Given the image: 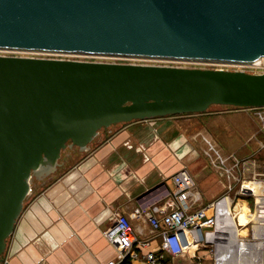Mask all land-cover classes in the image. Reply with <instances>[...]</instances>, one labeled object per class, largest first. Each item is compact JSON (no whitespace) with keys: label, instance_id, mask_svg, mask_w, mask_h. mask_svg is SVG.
Segmentation results:
<instances>
[{"label":"water","instance_id":"obj_1","mask_svg":"<svg viewBox=\"0 0 264 264\" xmlns=\"http://www.w3.org/2000/svg\"><path fill=\"white\" fill-rule=\"evenodd\" d=\"M0 48L264 63V0H0ZM211 104L264 105V69L0 54V264L64 149Z\"/></svg>","mask_w":264,"mask_h":264},{"label":"crops","instance_id":"obj_2","mask_svg":"<svg viewBox=\"0 0 264 264\" xmlns=\"http://www.w3.org/2000/svg\"><path fill=\"white\" fill-rule=\"evenodd\" d=\"M254 122L259 125L247 110L221 106L111 124L56 178L37 183L7 238L6 264L116 260L117 249L104 235L116 212L130 219L139 241L115 264H148L150 251L162 252L164 264H220L219 248L233 240L227 217L243 206L239 199L252 196L242 191L243 183L261 176L258 156L245 147L259 132ZM182 167L194 178L196 197L189 208L216 201L217 223L201 226L197 237L180 229L184 249L172 255L161 248V235L147 217L134 210L154 207L157 215L164 213L173 190L171 175ZM254 187L259 190L258 181Z\"/></svg>","mask_w":264,"mask_h":264},{"label":"built area","instance_id":"obj_3","mask_svg":"<svg viewBox=\"0 0 264 264\" xmlns=\"http://www.w3.org/2000/svg\"><path fill=\"white\" fill-rule=\"evenodd\" d=\"M0 50H20L0 48ZM22 51H38L46 53L44 56L70 58L67 55L75 54L70 52L44 51V50H22ZM88 55V54H85ZM92 55V54H89ZM110 56L115 61L117 59H128L127 61L140 62V60H167L165 58L156 57H141V56ZM168 64L185 65V66H201V67H222L228 69H243L250 72H261L264 69L262 58H258L249 62L235 61H196L194 63H184L178 59H172ZM150 63V62H145ZM154 63V62H153ZM205 63V65H197ZM166 64V63H165ZM241 109L251 112L257 119L261 131L264 133V105L237 106ZM232 108V107H230ZM261 147L264 146V140L261 141ZM261 176L254 177L249 183H243L242 191L246 194H251L254 197L252 211L248 218V237L246 239H255L254 229L260 227L263 232V246L259 251L258 262L264 264V174L259 172ZM173 190L165 201L167 210L161 215H157L156 209L153 207L141 208L137 207L134 210L135 214H142L147 217L153 229L157 230L161 235V248L172 255L180 253L184 249V245L179 237L178 231L186 229L192 236L197 237L199 234L197 228L201 226H212L217 223L215 212L208 213V208L216 205V201H211L208 205L199 206L194 209L189 208L190 201L194 200L192 195V187L194 178L191 173L182 167L176 170L172 175ZM259 182V190L255 189V182ZM245 185V186H244ZM196 197V196H195ZM104 235L117 249L118 259L109 260L105 264H115L123 260L128 253L131 252V247L134 242L139 241L136 233L133 230L130 219L123 213L116 212L112 223L104 230ZM148 264H164L162 252L146 253ZM1 264H6L5 258ZM188 264H202L201 261L193 260Z\"/></svg>","mask_w":264,"mask_h":264},{"label":"rangeland","instance_id":"obj_4","mask_svg":"<svg viewBox=\"0 0 264 264\" xmlns=\"http://www.w3.org/2000/svg\"><path fill=\"white\" fill-rule=\"evenodd\" d=\"M72 53V52H71ZM0 54H17V55H33V56H44L46 53L44 52H38V51H22V50H0ZM70 58H79V59H98V60H113L112 57L110 56H97V55H85L83 53H75L71 55H67ZM167 60H140V62H150V63H170L172 62L171 60L174 58H165ZM175 59L181 60L184 63H194L196 61H205L206 59H196V58H184V57H177ZM121 61H127L128 59H117ZM197 65H205V63H198ZM221 106H227V107H233L236 108L235 106L231 105H224V104H211L208 109H216ZM239 108V107H237ZM257 122L255 124L254 122V128L258 129ZM110 126V125H109ZM108 126L102 127L99 129V132L97 135L93 138V140L90 142V146L92 147L96 142H98L101 138L105 136L107 133ZM258 139L264 140V133L261 131L259 127V132H257L255 138L250 141L252 145L245 146L246 149L250 148V151L254 150V156H258L259 159V169L260 172L264 174V146L261 147V144L258 142ZM85 153L84 150H78L76 146L66 148L62 151L61 155V164L56 168L54 172L51 174L43 177L42 179L37 180V178L33 177L32 180V187L31 191L26 197L24 203L27 201V199L32 195V193L35 192L36 189H38L37 183L38 182H43L44 184H47V182L53 180L56 178L61 172H63L69 165H71L74 161H76L81 155ZM260 188V187H259ZM244 199H239L240 203L243 204L240 205L239 207H235V213L233 216L227 217L229 220V234L232 236L231 240L232 242L228 243V246L220 247L219 248V263L220 264H238V258L245 260L246 264H257L253 263L251 260H253L252 257H254V253H251L255 250L256 248V240L260 237L259 235V227L256 226L254 229V237L255 239H246L248 236V224L249 222L247 221L249 216H250V211H252L253 207V202H254V197L253 196H246L243 197ZM242 206V209H241ZM250 208H249V207ZM241 209V210H239ZM238 210V211H237ZM208 213H212V207L208 208ZM234 217V218H233ZM235 221V222H234ZM235 223H239V226L235 225ZM231 239V238H230ZM239 249L243 250L244 252H248L250 255L242 256L241 254L239 255ZM239 255V256H238ZM252 256V257H251Z\"/></svg>","mask_w":264,"mask_h":264},{"label":"bare ground","instance_id":"obj_5","mask_svg":"<svg viewBox=\"0 0 264 264\" xmlns=\"http://www.w3.org/2000/svg\"><path fill=\"white\" fill-rule=\"evenodd\" d=\"M71 53V52H70ZM72 53H78V52H72ZM248 221V220H247ZM259 234H260V239H258V240H256V248H255V250L253 251V252H251V253H254L253 255H254V257H252L253 258V260H252V262L253 263H257V264H260L259 262H258V255H259V251L261 250V248H262V246H263V232H262V229L259 227V232H258ZM242 255V256H246L247 254H249L248 252H244L243 250H240L239 249V255ZM238 255V256H239ZM238 264H246L245 263V260H242V259H240V258H238Z\"/></svg>","mask_w":264,"mask_h":264},{"label":"trees","instance_id":"obj_6","mask_svg":"<svg viewBox=\"0 0 264 264\" xmlns=\"http://www.w3.org/2000/svg\"><path fill=\"white\" fill-rule=\"evenodd\" d=\"M229 106H231V105H229ZM235 107H237L236 105H234Z\"/></svg>","mask_w":264,"mask_h":264}]
</instances>
